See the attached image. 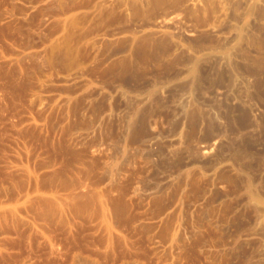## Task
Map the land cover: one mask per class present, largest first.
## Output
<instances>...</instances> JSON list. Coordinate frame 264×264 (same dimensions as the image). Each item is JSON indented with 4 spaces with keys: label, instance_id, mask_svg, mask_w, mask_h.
<instances>
[{
    "label": "rangeland",
    "instance_id": "374dc122",
    "mask_svg": "<svg viewBox=\"0 0 264 264\" xmlns=\"http://www.w3.org/2000/svg\"><path fill=\"white\" fill-rule=\"evenodd\" d=\"M0 264H264V0H0Z\"/></svg>",
    "mask_w": 264,
    "mask_h": 264
}]
</instances>
